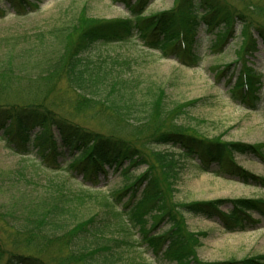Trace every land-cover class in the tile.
<instances>
[{
  "label": "trees",
  "instance_id": "1",
  "mask_svg": "<svg viewBox=\"0 0 264 264\" xmlns=\"http://www.w3.org/2000/svg\"><path fill=\"white\" fill-rule=\"evenodd\" d=\"M17 1L36 10L43 0ZM122 1L130 12L123 18L94 20L88 17L84 20L83 10L78 13L62 32L60 48L48 64L50 78L64 77L71 87L79 90L80 96L94 98L86 91L97 79L90 78L92 59L84 54L98 44L116 43L136 35L147 48L158 49L165 57L195 66L203 58L197 45L201 28L215 35L212 47L222 50L240 23L243 42L234 60L240 63V68L230 93L234 101L257 109L262 99L259 88L263 85L264 72L256 71L250 59L258 51L259 41L264 43V24L256 22L257 19L264 21V0H251L243 9L228 0H176L172 8L148 15L144 12L150 0ZM0 12L4 14L1 7ZM231 65L222 67L218 76L230 71ZM12 67L13 61L6 56L0 65V76L12 81L16 76ZM232 74L235 76V71ZM1 81L0 85L3 79ZM117 91L112 81L107 94L114 95ZM5 92L7 87L1 93ZM163 96L164 92L160 91L152 99L146 116L132 123L135 135L148 132L149 144L170 148L165 152L154 149L150 154L130 140L85 129L46 105L0 101V138L7 146L23 158L38 160L41 166L51 169L52 174L68 172L57 180L50 179L49 197L29 207L20 223L12 226L14 245L22 244L29 254L13 253L4 264H115L112 250L121 244L131 248L147 244L156 255H163L176 264H264V255L241 260L201 261L196 251L201 243L186 224V214H193L218 219L228 231L246 230L258 222L254 213L264 216V198L172 200L181 159H195L201 172L229 174L245 183L264 185V177L235 163L238 155L264 160L261 145L222 141L191 131L175 121L174 115L179 114L180 109L166 108ZM115 105L113 102L116 116L129 122L130 112ZM126 107L128 110L129 106ZM175 150L182 158L179 159ZM141 166H145V170L135 176ZM109 168L121 170L123 177L129 180L116 194L112 193V198L106 193L82 189H94ZM78 175L82 176L80 181ZM71 179L77 180L81 189H73ZM126 196H129L127 201L124 200ZM87 201L97 202L102 206L101 211L72 222L65 218L76 205ZM225 205L229 210H224ZM100 215L103 218L98 222ZM125 216L138 229L139 242L127 239L131 226ZM162 223L169 227L157 231ZM113 225L127 236L116 238L108 234L107 230ZM53 246L58 247L55 252L50 251ZM6 250L0 239V257ZM46 253H51L49 260L44 259Z\"/></svg>",
  "mask_w": 264,
  "mask_h": 264
},
{
  "label": "rangeland",
  "instance_id": "2",
  "mask_svg": "<svg viewBox=\"0 0 264 264\" xmlns=\"http://www.w3.org/2000/svg\"><path fill=\"white\" fill-rule=\"evenodd\" d=\"M228 1L239 9H243L251 2V0ZM175 2L176 0H151L145 14L170 9ZM0 7L4 12L3 15L0 12V65L2 60L9 56V60L13 61L12 71L16 73V76L12 73L14 76L12 81L0 76V82L3 79L0 85L3 86L2 91L7 87V92H0V101L10 104L46 105L85 129L130 140L135 146L150 154L154 149L165 152L170 148L149 144L148 132L135 135L132 123L137 118L146 116L152 99L163 91V103L166 108L180 109L179 114L174 115L177 123L208 138L261 145L264 150V77L263 85L259 88L262 99L256 110L234 101L230 93L240 68V63L234 62L243 42L240 23L222 50L212 47L214 34L200 29L197 45L203 58L197 67H187L173 57L162 56L160 50L147 48L136 35L116 43L98 44L84 54L92 59L90 78L97 79L88 82L90 84L86 91L94 98H84L64 77L56 80L50 78L48 64L60 48L62 32L78 13L83 10L81 13H84L82 18L84 20L88 17L94 20L123 18L130 14L124 2L43 0L39 9L33 10L31 6L21 5L17 0H0ZM78 17L81 18L82 15ZM256 22L264 24V21L259 19ZM258 47V51L250 59V65L256 71L264 72V43L261 40ZM230 64H232L230 71L218 76L222 67ZM233 71L235 76L232 74ZM112 81L116 83L118 91L114 95H108ZM113 102L121 105L122 111L130 112L129 122L116 116ZM192 102L194 104H191ZM126 105L129 106L128 110ZM176 153L180 156L179 159L182 158L180 152ZM58 161L62 162V158ZM195 161L180 160V170L177 180L174 181L172 195L174 202L238 197L264 198V186L245 183L229 174L201 172ZM235 161L238 166L264 177L263 159L238 155ZM39 165L38 160L21 157L0 138V239L7 249L4 256L0 257V264H4L13 253L29 254V250L24 249L22 244L19 247L14 245L12 226L20 223L29 207L49 197L52 190L50 179L55 177L57 180L68 173L65 171L52 174L51 169ZM144 170L145 166H142L134 175L139 176ZM81 177L78 175L77 179L80 181ZM128 181L123 177L121 170L109 168L107 175L99 178L94 189L86 187L82 189L106 193L112 198V193L116 194ZM71 187L81 189L78 181L73 179ZM128 197L126 196L124 200L127 201ZM75 207V210L65 215L70 222L102 209V206L94 201H87ZM117 207L121 208L122 205ZM229 208L227 205L224 206V210ZM253 216L259 220L255 226L243 231H228L218 219L211 220L186 214L189 230L201 243L196 250L197 257L204 262H216L264 255V217L257 213ZM102 218V215L98 216L97 221H101ZM125 218L130 224L128 217ZM149 220L150 227L152 223L150 216ZM130 226L131 235H128L127 239L139 242L141 237L138 229L132 224ZM167 227L169 225L162 223L157 231L165 230ZM107 233L116 238L127 236L124 232H119L114 225L109 227ZM147 246L144 244L131 248L126 244L115 245L112 250L115 254L113 256L115 264H176L163 255H156ZM56 248L58 247L53 246L50 251L55 252ZM50 258L51 253L44 255V259Z\"/></svg>",
  "mask_w": 264,
  "mask_h": 264
}]
</instances>
